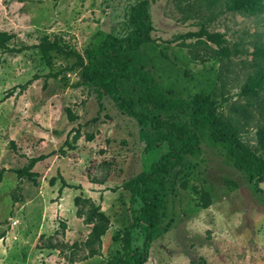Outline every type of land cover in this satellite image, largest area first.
Returning <instances> with one entry per match:
<instances>
[{
  "label": "rangeland",
  "instance_id": "374dc122",
  "mask_svg": "<svg viewBox=\"0 0 264 264\" xmlns=\"http://www.w3.org/2000/svg\"><path fill=\"white\" fill-rule=\"evenodd\" d=\"M136 2L0 0V31L15 35L11 46L29 48L19 54L0 51V170H7L0 181V264H104L141 250L143 236L131 228L140 204L124 185L170 150L165 131L139 125L108 97L99 108L95 87L83 82V68L74 66L82 63L93 71L107 37L129 32ZM188 3L193 2L150 0L153 42L115 60L118 69L132 67L117 77L120 98L131 101L128 111L188 126L200 143L193 154L169 158L146 185L156 210L145 264H264V183L260 192L252 173L236 170L226 145L191 123L189 108L195 94L209 95L219 113L238 126L242 141L256 148V130L264 126V90L256 97L239 92L254 73V50L264 44V9L227 13L221 2L187 12ZM202 24L240 52L222 59L204 38H184ZM65 49L79 57L65 55ZM54 73H60L57 79L44 78ZM33 75L40 79L15 96ZM11 90L15 93L5 99ZM65 109L77 117L73 123ZM89 135L93 140L87 141ZM40 156L46 158L34 165V180L18 182L13 170ZM59 178L79 188H62ZM76 196L90 199L109 219L100 256L86 258L83 244L91 226L75 216ZM50 245L58 248H46Z\"/></svg>",
  "mask_w": 264,
  "mask_h": 264
},
{
  "label": "trees",
  "instance_id": "16d2710c",
  "mask_svg": "<svg viewBox=\"0 0 264 264\" xmlns=\"http://www.w3.org/2000/svg\"><path fill=\"white\" fill-rule=\"evenodd\" d=\"M150 0H137V2L130 8L128 15L129 32L124 37L108 36L106 48L96 60L92 61V55L88 53V60L93 62V71L90 73L86 66L82 63H76L74 66L82 67L81 78L83 82L89 83L95 87V96L98 107H102L101 99L108 97L121 112L127 113L128 117L133 118L139 125H146L155 130L165 131V142L168 143L170 150L161 155L158 160L151 163L146 172L140 173L134 180L129 181L124 185V188L131 192V199L133 202H139V208L132 214V229H138L143 236L142 246L140 251H133L120 257H114L104 264H145L148 259V253L152 240V215L156 210V203L149 198L147 194L146 185L153 182L159 173L162 171L166 161L173 156L180 159L184 154H193L199 151V139L197 134L188 126L177 127L168 122L156 120L147 115H139L135 112L128 111L131 101L120 98L121 88L117 84V77L125 76L132 72L131 66H126L123 69H118L116 58L128 52L138 50L141 46L147 43H152L153 39L150 36L152 32L151 19L148 13V2ZM193 3H188L187 12L192 11V6L196 5L198 8L202 7L212 9L221 2L224 4V12L227 13H246L256 14L261 13L264 9V0H189ZM198 9V10H199ZM187 15L186 18H188ZM15 35L5 31H0V51L9 54H19L28 47H13L10 42L14 40ZM184 38H196L199 41L204 38L205 41L213 44L215 54L222 59H230L233 55L240 52L239 49L231 51L227 46V41L223 34L217 32H208L205 24H202L199 31L196 33H187ZM64 54L78 58L79 55L71 49H65ZM253 56L257 58L254 73L249 75L244 84L240 87L239 95L241 97H256L264 90V44L258 46ZM260 62V64H259ZM60 73L48 74L45 79H57ZM40 79V76L33 75L31 79L27 80L23 85L17 87L18 92L14 90L5 94V99L22 95V93L33 82ZM136 80H139L138 78ZM191 112V123L200 128H206L214 143H221L226 145L227 155L232 161L233 167L238 171L250 172L255 176L254 187L260 191V185L264 183V158L261 155L264 152V126L256 130V148L252 149L247 146L240 137L239 128L228 118L223 117L219 113L217 101L212 99L209 95L202 93L195 94L189 102ZM67 120L73 123L76 116L69 110L65 109ZM78 132L75 133L72 141L78 139ZM87 141L93 140L89 135ZM10 146L15 149V145L10 141ZM175 144L177 146H175ZM45 156H40L35 159H30L28 164L21 168L13 170L16 174L17 181L20 182L22 178L34 180L35 173L32 171L34 165L45 159ZM6 169L0 170V181ZM62 188L68 187L70 189H78L65 185L62 178H59ZM54 178L49 182L50 186L54 185ZM59 189V193L62 191ZM203 207L210 205L207 193L204 194ZM87 204V206H84ZM73 205L76 208L75 216L82 219V222L91 226L90 232L83 244L87 251L86 258L100 256L102 247V237L109 228V219L102 212L100 206H95L90 199H82L76 196L73 199ZM62 232L66 229L65 223L60 222ZM76 246V245H73ZM55 249L58 245H50L49 247ZM65 248V247H64ZM62 250V249H60ZM191 264H205L204 261H194Z\"/></svg>",
  "mask_w": 264,
  "mask_h": 264
}]
</instances>
